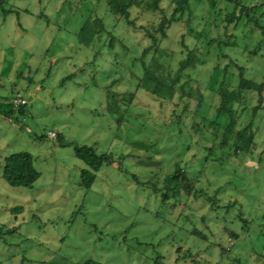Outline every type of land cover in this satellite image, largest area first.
I'll return each mask as SVG.
<instances>
[{
	"label": "rangeland",
	"instance_id": "obj_1",
	"mask_svg": "<svg viewBox=\"0 0 264 264\" xmlns=\"http://www.w3.org/2000/svg\"><path fill=\"white\" fill-rule=\"evenodd\" d=\"M4 1L19 14L0 8V101L19 94L28 104L14 121L0 115V169L6 156L25 151L41 176L30 188H15L0 174V264H264V123L255 127L252 151L235 153L224 128L202 119H212L220 105L205 88L211 67L229 59L213 55L185 70L170 102L142 83L148 40L117 21L105 0ZM193 10V32L173 24L162 43L174 51L172 78L188 52L182 35L200 53L214 48L196 33L227 38L206 0ZM95 18L105 30L83 42L81 27ZM227 34L251 50L259 40L243 26ZM226 53L247 77L264 80L263 59ZM182 84L185 93L200 87L198 110L195 98L180 97ZM58 134L112 153L114 162L96 172L89 190L80 184L87 165ZM177 167L195 194L163 187ZM216 193L219 206L211 209L204 194Z\"/></svg>",
	"mask_w": 264,
	"mask_h": 264
},
{
	"label": "trees",
	"instance_id": "obj_2",
	"mask_svg": "<svg viewBox=\"0 0 264 264\" xmlns=\"http://www.w3.org/2000/svg\"><path fill=\"white\" fill-rule=\"evenodd\" d=\"M105 1L108 10L117 21L124 20L129 27L141 31L144 38L148 40V46L143 49L141 58L144 59L147 55H151V59L149 62L142 61L143 75L141 80L148 87L147 91L158 97L168 98L171 102L178 93L176 84H179L183 72L188 69L195 70L198 64L206 63L209 57L215 55L216 59L221 57L229 59V62L222 66L216 60L211 67L205 88L219 96L220 105L217 108V114L212 119L205 117L202 119L204 125L224 128L227 141H232L235 153L239 151L251 152L253 146L257 145L255 127H259V124L264 123V80L257 81L247 77L245 67L238 62L237 58H232L226 52H246L248 56L257 57L264 61V0H206L211 14L222 22L224 34L227 35V38H209L208 35H204L203 31L196 33L199 36L198 39L204 36L203 39H206L207 48H214L211 51L204 50L203 53H200L198 48L188 47L184 43V35H182L180 43L188 52L185 59L179 61L177 73L173 78L169 71V60L174 56V51L162 47V43L168 37V30L173 24L183 22L184 26L193 32L191 21L194 17V3L197 0ZM4 3V0H0V8L4 15L11 12L19 14L18 11L13 9H6ZM132 10H135L134 17H132ZM142 19H145V23L139 21ZM240 26L247 29L248 35L257 34L259 36V40L252 50L247 45L239 44L235 35L227 34L230 27L237 29ZM104 30L105 27L101 18L87 19L80 29L79 36L83 42H89L95 35ZM232 66L235 67L237 72L230 71ZM67 78L69 79L70 76ZM180 90L182 93L181 98L193 97L197 102L196 110L201 107L204 102V94L199 86L191 89L192 91L189 93H185L182 84ZM134 95L135 93H131L132 97ZM14 97L0 101V115L10 121H14L18 113H24V108L28 104L26 102L23 105H15L13 103ZM186 108L184 107L180 111V117L185 114ZM243 113L247 114V120L241 121V128L237 129L238 119ZM259 116L258 121L257 117ZM57 140L60 145L73 146L77 157L87 165L88 168L82 169L80 174V184L86 190H89L95 182L96 172L104 164L114 162L112 153H97L91 146L65 141L60 134H58ZM227 141L224 140L223 143H227ZM0 174L9 186L15 188H30L41 176L40 172L34 167L32 155L25 151L6 156ZM163 187L166 190L177 191L179 194L184 193L186 196L195 194L193 180L186 171L179 167L165 178ZM204 196L211 209L219 206L217 204V193L213 196L206 194ZM229 235L234 238L237 237L234 233ZM221 251L223 253L225 249L222 247ZM83 264L103 263L87 260Z\"/></svg>",
	"mask_w": 264,
	"mask_h": 264
},
{
	"label": "built area",
	"instance_id": "obj_3",
	"mask_svg": "<svg viewBox=\"0 0 264 264\" xmlns=\"http://www.w3.org/2000/svg\"><path fill=\"white\" fill-rule=\"evenodd\" d=\"M26 99L25 98H23L21 95H19V94H17V95H15V97H14V100H13V103L15 104V105H23V104H26ZM50 137L51 138H54L55 137V133H50Z\"/></svg>",
	"mask_w": 264,
	"mask_h": 264
},
{
	"label": "crops",
	"instance_id": "obj_4",
	"mask_svg": "<svg viewBox=\"0 0 264 264\" xmlns=\"http://www.w3.org/2000/svg\"><path fill=\"white\" fill-rule=\"evenodd\" d=\"M2 165V164H1ZM2 169V168H1ZM1 169H0V171H1Z\"/></svg>",
	"mask_w": 264,
	"mask_h": 264
}]
</instances>
